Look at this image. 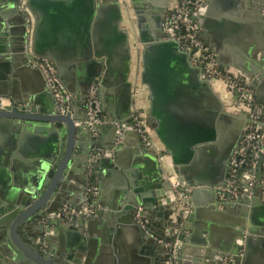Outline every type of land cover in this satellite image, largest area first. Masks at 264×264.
<instances>
[{"label": "crops", "instance_id": "1", "mask_svg": "<svg viewBox=\"0 0 264 264\" xmlns=\"http://www.w3.org/2000/svg\"><path fill=\"white\" fill-rule=\"evenodd\" d=\"M244 1L252 2L251 6L245 4L246 11L264 4V0ZM28 2L0 0V97L14 103H26L25 99L32 97L38 104H31L28 111L34 107L51 109L54 100L38 64L40 58H48L75 97L77 115L84 116V100L87 102L94 88L105 118L101 131L93 134L100 145L91 154L92 158L102 157L101 186L89 179L86 199L80 201L83 160L79 153L88 146L84 141L87 129L78 131L80 148L76 147L65 172L64 190H70L72 196L70 199L64 192V198L78 204L74 207L86 209V222L58 231L53 224L52 245L57 247L62 241L60 250L65 259L70 256L79 264H178L176 259L174 263L170 260L166 244L178 238L186 217L176 236L178 220L189 209L196 212L191 228L204 221L210 231L204 237L210 236L218 245L224 242L231 246L246 229L248 264H264V208L237 202V194L229 199L227 192L215 197L209 191L199 193L194 207L182 201V193L177 191L174 204L167 202L171 193L161 187L163 176L173 175L171 181L176 183V167L189 177L195 174L206 181L215 182L222 175L221 183H225L236 147L232 148L235 125L243 121L244 130L251 119L250 108L228 90L223 78L204 75L197 64L192 66L200 69L199 75L184 66L185 57L176 50L187 52L174 38V31L163 25L178 0H169L166 8L163 0H33V7ZM34 9L39 12V21ZM243 11L235 0H202L193 18L205 41L213 49L218 47L215 53L221 66L243 77L250 86L260 76L242 72L240 65L252 66L259 51L264 56V14L256 18ZM158 32L161 39H153ZM256 87L264 97V80ZM256 87L251 89L259 99ZM13 121L0 120L1 222L11 211L35 203V198L27 200L35 184L45 179V157H55V142L63 134L54 123L44 126L32 121L31 128H16ZM113 125L118 126L116 134L124 137L114 144ZM120 142L119 153L116 146ZM103 143L111 147L105 149ZM168 143L174 146V157ZM42 149H46L45 154L39 153ZM241 180L244 183L250 178L242 175ZM163 189L164 193H157ZM60 202L52 201L49 207L55 209ZM245 206L248 213L254 212L251 222L244 221ZM44 222L42 233L48 226V221ZM152 235L167 241L157 242ZM185 235H189L188 230ZM244 252L242 245L240 256ZM223 253L233 259L232 264H239L230 250Z\"/></svg>", "mask_w": 264, "mask_h": 264}, {"label": "water", "instance_id": "2", "mask_svg": "<svg viewBox=\"0 0 264 264\" xmlns=\"http://www.w3.org/2000/svg\"><path fill=\"white\" fill-rule=\"evenodd\" d=\"M32 1L29 0L28 6H32ZM100 2V0H97ZM103 3H106L107 1L112 0H102ZM180 1V0H178ZM169 0H163L164 7L166 8ZM235 3L237 4L238 8L241 10H244L243 12H249L252 13L256 18L261 16L263 10H264V4L262 5H256V7L253 8V10L246 11L245 4L247 6H251V3H247L244 0H235ZM102 4H99V6ZM36 11V19L39 21L40 17L38 16L39 12ZM160 13L163 12V7L159 11ZM25 25V24H24ZM28 27V26H27ZM25 28V31L27 29ZM39 29V25L36 27V31ZM153 39H161V34L158 32L156 36H154ZM218 47L214 48L215 52ZM222 48V47H221ZM178 54L185 57L184 66L188 70H193L196 75H199L200 69L198 67H193L192 63L189 59L188 54L183 53L180 49L176 50ZM217 53V52H216ZM261 51H259L255 57V61H253L252 66H246L241 64V71L244 73H252L254 75L259 74L260 79H258L257 83H254L253 85H250L249 87H256L257 84L261 82V80H264V56L261 55ZM261 55V56H260ZM54 59V58H52ZM218 64H220L219 59L217 58ZM221 65V64H220ZM60 66V65H59ZM59 73V71H58ZM59 77L63 84L64 79L60 76ZM243 78V77H242ZM260 80V81H259ZM151 86H155L154 83H151ZM48 92L50 93L52 99L54 100V104H52V108L47 111H41L40 108H32L31 111H24V112H18L15 108L12 106H7L4 109L0 110V120H8L10 121L13 119L14 127H33V122H40V124H44V126H48V124L54 123L55 129L57 131H61L63 134L60 140H57L55 144L57 145V150L54 152L56 153L55 157L53 159H48V157H45V159L48 161V164L46 166L47 174L44 175L45 179L41 180L39 183L35 184L33 195H31V199H28L27 201H32L33 198H35V203L27 208V205H22L20 207V210H14L11 211L9 215L6 216L5 221L1 222L0 220V261L2 264H13V263H19V264H79L75 262L74 260L71 261L70 256H67L64 251H61L60 249L63 248L62 241L59 246L52 245L50 242V239L53 238L54 232L52 231V225L55 224L57 226V231L60 229H68L72 228L73 225L76 223H85L86 222V216L83 214L79 217H74L69 222L65 218H63L61 215H59L61 208L63 207V204L69 203L73 206H77V203H72L69 201V199L64 198V192L67 193L68 198L71 199L70 196H72V192L69 190H64V181L66 176V170L68 169V165L72 163V160L74 158V155L76 153L75 149L76 147L80 148V144H77V138L76 135L78 131L82 129L88 130V137H84V141L87 140L88 146H86L81 154L82 157V183L83 186L79 188V195L82 200L85 201L86 194L84 192L86 184L88 180L90 179L93 184H98V186H101L99 184L100 182V163L102 160L101 156H96L94 158L91 157V154L96 152L100 143H97L96 139L94 138L93 134L94 132L99 133L102 129L101 123H95L90 124L87 122L88 118V111L86 109V98L83 103V110H84V116L79 117L77 115V111L75 108L74 114L71 115H64L60 111V106L58 102L56 101L53 92L49 89L46 83ZM66 86V85H65ZM67 88V86H66ZM257 88V87H256ZM68 89V88H67ZM70 91V90H69ZM71 92V91H70ZM260 89H256V94L259 97L257 98L258 101L264 102V97L260 94ZM72 94V93H71ZM237 98L239 96L235 94ZM158 95L154 93V97L156 98ZM73 101L75 102V97H73ZM25 102L31 104H38L35 101L32 100V97L25 99ZM33 102V103H32ZM154 109L156 108V102L154 100ZM24 121V123L21 124V122ZM76 121H81L80 125H76ZM243 122V121H242ZM237 123L235 127H237L236 133H235V139L233 140V146L235 145L237 147L239 140L242 136L243 132V123ZM39 126V125H38ZM35 126V127H38ZM42 126V125H41ZM64 126V128H62ZM117 125H113L114 128V134L112 139V144H114L118 138L123 141L124 137L119 136L116 134ZM65 132V135H64ZM85 133V132H84ZM87 138V139H86ZM111 144V145H112ZM119 147L116 146V150L121 151V146H123V143L120 142ZM105 149H109V145L103 143L102 145ZM168 146L170 148L171 153L173 154V157L176 155L174 146L170 145L168 143ZM82 147V146H81ZM235 147V148H236ZM46 149L39 150V153L45 154ZM77 160L80 161L79 157L77 156ZM226 160L222 161L223 167L225 166ZM253 172V171H252ZM90 173V175H89ZM176 183L174 184L171 180L174 177L173 175L170 176H163V182L161 184L162 188H165L168 190L169 193H171L172 198L167 200V202H173L175 204V201L178 200L177 191H181V198L182 201L192 203V206L194 207V204H198V198L199 193L201 191H209L210 193L214 194L216 197L219 192H221V186H224L225 183H221L223 180V176L221 175L215 182L204 180L202 178H199L198 175L192 174V176H187L186 174L180 172L176 167ZM43 176V177H44ZM97 177V179L95 178ZM254 186L253 188L250 187V180L247 182L245 181L242 183L243 185V193L238 195V198H236L237 202L243 203L245 205L248 204H257L260 207L264 208V159L262 158L260 162L258 163L257 170L255 172L254 176ZM99 180V181H98ZM195 184V185H194ZM201 184H205L204 186ZM223 184V185H221ZM221 185V186H220ZM214 186V187H210ZM192 187V191L189 192V188ZM252 188V189H251ZM165 189L157 191V193H164ZM232 193L227 192L225 197L231 199ZM52 201H61L57 208L52 209L50 208V204ZM141 201V200H140ZM159 205L161 204L160 198L157 202ZM173 204V206H174ZM195 209V208H193ZM246 211L244 212V221L251 222L252 217L254 216V212L248 213V207L245 206ZM196 218V212L192 211L189 212L186 220L181 227L180 234L177 238V244L174 246V249L176 250V261L178 264H220L221 261L226 257L224 255V250H230V252L233 254V258L239 263V264H248V252H249V235H245L246 229H243L240 231V237L234 240L232 242L231 246H227V243L221 242L219 245L216 241H214L210 236L204 237V234L210 233L209 228L207 224L204 221H201L197 226L193 225V229L191 228L192 222H194ZM39 221H42L41 223H38ZM44 220L48 221V226L46 227V232L42 233V231L45 228V222ZM142 225V224H141ZM147 227V223L142 226ZM189 231V235H185V231ZM53 233H50V232ZM55 231V230H54ZM252 230H248V233H251ZM153 236V235H152ZM243 236H247L244 239ZM153 238L157 241H167V239L163 240V238L154 235ZM67 238H64V242H67ZM175 242L176 239H173ZM228 242V239L226 240ZM245 247V252L243 256H240L239 254V247L240 246ZM246 245V246H245ZM56 248H55V247ZM67 248V247H66ZM228 248V249H227ZM60 250V251H58ZM167 250V249H166ZM194 260V261H193ZM201 260V261H198ZM176 264V263H174Z\"/></svg>", "mask_w": 264, "mask_h": 264}, {"label": "built area", "instance_id": "3", "mask_svg": "<svg viewBox=\"0 0 264 264\" xmlns=\"http://www.w3.org/2000/svg\"><path fill=\"white\" fill-rule=\"evenodd\" d=\"M201 5L202 0L178 1L170 8L163 25L165 29H172L174 31V38L179 43L181 49L187 52L192 64H197L206 76H220L223 78L228 90L231 93L237 94L239 99L251 110V119L243 130L239 143L229 160L228 178L225 185L221 186V192H230L239 195L243 193L244 188L241 180L242 175H248L250 178V186H254V176L258 163L262 158L264 159V102L257 100L254 92L248 85L230 76H223L217 68L219 64L216 53L212 46L203 38L202 28L193 18V13ZM38 64L43 70L47 86L53 92L60 106L61 113L72 116L75 111L73 95L61 81L54 62L48 58H40ZM7 106H12L22 112L30 109V104L27 102L14 103L6 98L0 97V110ZM86 109L88 111V123L98 124L105 121V118L100 116L102 108L97 97L96 89L94 88L88 94ZM80 124L81 121H76V125ZM189 211V209H186L181 213L180 218L182 221L187 217ZM83 214H87L86 209L70 205H64L59 213L66 220H71ZM181 224L182 222L175 228L176 236ZM177 241L176 238L175 242L166 244L169 247V256L173 263V259L176 256L174 246L177 244ZM232 261L233 259L231 260L225 257L220 264H232ZM0 264H2L1 261Z\"/></svg>", "mask_w": 264, "mask_h": 264}, {"label": "trees", "instance_id": "4", "mask_svg": "<svg viewBox=\"0 0 264 264\" xmlns=\"http://www.w3.org/2000/svg\"><path fill=\"white\" fill-rule=\"evenodd\" d=\"M217 68L221 71V73H222L223 76H230V77L235 78V79H238L240 82L246 84V82L243 80L242 77H240V76H238V75L235 76L234 74L228 72L227 69H225V68L222 67L221 65H218ZM246 85H247V84H246ZM263 115H264V114H263ZM100 116L104 118V116H103V112H102V111L100 112ZM181 222H182V219L179 218V220H178V224H180Z\"/></svg>", "mask_w": 264, "mask_h": 264}, {"label": "rangeland", "instance_id": "5", "mask_svg": "<svg viewBox=\"0 0 264 264\" xmlns=\"http://www.w3.org/2000/svg\"><path fill=\"white\" fill-rule=\"evenodd\" d=\"M227 71H228V69H227ZM229 72L232 73V74H234V75L236 76V74H235L234 72H232V71H230V70H229Z\"/></svg>", "mask_w": 264, "mask_h": 264}]
</instances>
